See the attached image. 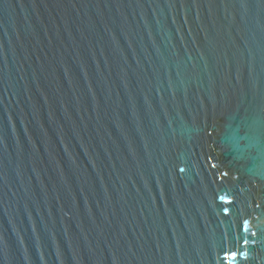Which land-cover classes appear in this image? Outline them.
<instances>
[{"label": "water", "instance_id": "obj_1", "mask_svg": "<svg viewBox=\"0 0 264 264\" xmlns=\"http://www.w3.org/2000/svg\"><path fill=\"white\" fill-rule=\"evenodd\" d=\"M0 264H264V0H0Z\"/></svg>", "mask_w": 264, "mask_h": 264}, {"label": "snow or ice", "instance_id": "obj_2", "mask_svg": "<svg viewBox=\"0 0 264 264\" xmlns=\"http://www.w3.org/2000/svg\"><path fill=\"white\" fill-rule=\"evenodd\" d=\"M242 239L244 240V243H247V237H242ZM229 255L231 256V259H236V256L234 253H226L225 254V259H227L229 257Z\"/></svg>", "mask_w": 264, "mask_h": 264}]
</instances>
